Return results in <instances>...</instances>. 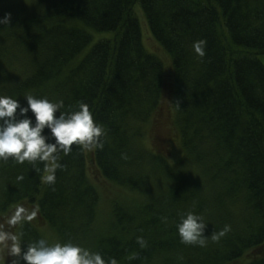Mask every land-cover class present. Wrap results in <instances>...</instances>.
Listing matches in <instances>:
<instances>
[{
	"label": "trees",
	"instance_id": "obj_1",
	"mask_svg": "<svg viewBox=\"0 0 264 264\" xmlns=\"http://www.w3.org/2000/svg\"><path fill=\"white\" fill-rule=\"evenodd\" d=\"M137 2L171 56L170 91L162 62L142 44ZM5 13L0 95L63 101L62 111L86 103L105 131L102 149L59 153L54 185L42 179L43 162L0 161V222L16 205L39 207L34 220L8 228L22 233V250L44 238L117 264H264V0H0ZM88 29L113 35L77 58ZM200 39L203 58L192 48ZM167 106L184 155L176 162L159 144ZM90 171L130 193L110 200L106 222L96 218ZM188 211L204 217L205 236L231 231L205 247L183 244L176 224Z\"/></svg>",
	"mask_w": 264,
	"mask_h": 264
},
{
	"label": "clouds",
	"instance_id": "obj_2",
	"mask_svg": "<svg viewBox=\"0 0 264 264\" xmlns=\"http://www.w3.org/2000/svg\"><path fill=\"white\" fill-rule=\"evenodd\" d=\"M11 14L0 17V24L8 25ZM206 40H196L192 44L195 54L205 56ZM26 104L22 105L17 98L0 95V161L9 159L17 164L25 161L35 166L44 163L43 181L54 185L56 170L62 168L59 153L68 154L73 145L91 152L102 149L105 135L103 127L94 121L93 114L86 103L81 102L77 109L62 111L63 101H50L46 97L27 95ZM179 107V102L175 103ZM31 115H28V113ZM47 129V132H45ZM39 171V169H36ZM22 180L23 176H18ZM39 207L32 208L17 205L13 212L0 222V249H7L12 259L9 264H117L114 258L104 259L100 252L91 251L79 244L55 242L50 244L41 238L21 248V234L9 231L8 228L34 220ZM5 224L8 226L5 227ZM208 223L195 211L180 215L176 229L181 243L186 245L207 246L209 236L212 241H219L231 231V225H224L217 232L205 236ZM141 247L146 245L143 237H137Z\"/></svg>",
	"mask_w": 264,
	"mask_h": 264
},
{
	"label": "rangeland",
	"instance_id": "obj_3",
	"mask_svg": "<svg viewBox=\"0 0 264 264\" xmlns=\"http://www.w3.org/2000/svg\"><path fill=\"white\" fill-rule=\"evenodd\" d=\"M133 10L139 21L141 39H142L141 41L144 46V49L147 52L155 55L162 62L163 74H164L163 75L164 87L167 91H170L172 88L171 80H173V66H172L171 56L150 32L146 17L138 2L133 5ZM89 31L92 34V39L90 43L82 49V51L79 53L77 58H79L84 52H86L96 40L103 37L110 38L113 35L112 31H108V32H95L92 30ZM260 58L264 64V56H260ZM168 108L169 106H167V108L164 107L163 111H161V113H159V115L157 116V120H160L158 123V131H159L158 135L160 140L159 144L161 145L160 146L161 149L162 146L163 149H165L166 155L168 156L169 160H171L172 162H176V161H180L184 155L179 145L177 128L173 124V120H172L173 116L170 115ZM87 174L90 180L92 179V182L94 183L100 198L97 207L96 218H98V220L101 222H106V220L109 218L110 215L109 212L111 210L110 200L115 198H124L125 196H129L128 194L130 193L125 189H123L122 187H119L110 181H106L102 179L101 176L98 174L94 175V173L91 171L88 172ZM100 216L102 217L100 218ZM39 230L46 231L48 238H51L53 235L52 231L48 229L46 224H43V226L40 227ZM12 232L17 233L16 230ZM44 236L46 238V235ZM8 256L9 254L7 249H0V264H9V261L12 259V257H8ZM246 262H248L247 259L240 257V260L233 264H247ZM21 264H24V262L21 261Z\"/></svg>",
	"mask_w": 264,
	"mask_h": 264
}]
</instances>
